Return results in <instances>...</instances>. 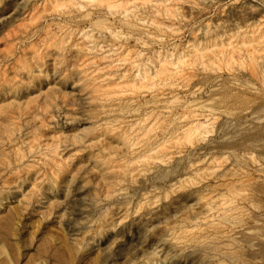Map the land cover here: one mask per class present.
Segmentation results:
<instances>
[{"label":"rangeland","instance_id":"374dc122","mask_svg":"<svg viewBox=\"0 0 264 264\" xmlns=\"http://www.w3.org/2000/svg\"><path fill=\"white\" fill-rule=\"evenodd\" d=\"M263 114L264 0H0V264H264Z\"/></svg>","mask_w":264,"mask_h":264},{"label":"bare ground","instance_id":"6f19581e","mask_svg":"<svg viewBox=\"0 0 264 264\" xmlns=\"http://www.w3.org/2000/svg\"><path fill=\"white\" fill-rule=\"evenodd\" d=\"M190 109L192 110V117L194 123L196 120L199 122V117L201 113L199 110H202L204 114L206 112L211 114L217 113H226L229 114L228 109L225 107H211L208 104L201 103L199 101H192L189 104ZM248 113V111H246ZM203 114V115H204ZM256 122L264 123V114L259 117H254ZM197 125H192L190 130L197 129ZM264 149V141L256 140L253 142L251 146L245 150L243 153L239 154L234 149L227 150L230 157L234 160L236 171H241L243 168H250L254 178L248 177H240L238 173H234L235 178L232 179L236 186L234 189H229L228 198L221 204L222 213V221L220 222V226L214 225V230L216 231L212 238L215 240H219L221 242L228 243H240L241 233L246 231L252 234L254 237H263L261 233H259L257 228L250 227L247 225L248 217H246V213L244 212L243 203L246 201L249 196L252 188L254 186L255 181H263L264 182V155L256 154ZM241 218L242 222L235 223V219Z\"/></svg>","mask_w":264,"mask_h":264}]
</instances>
